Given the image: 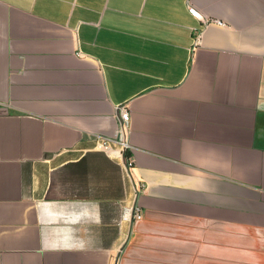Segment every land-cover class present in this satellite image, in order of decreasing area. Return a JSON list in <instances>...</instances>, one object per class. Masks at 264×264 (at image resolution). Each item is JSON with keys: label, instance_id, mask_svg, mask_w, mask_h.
I'll use <instances>...</instances> for the list:
<instances>
[{"label": "crops", "instance_id": "obj_1", "mask_svg": "<svg viewBox=\"0 0 264 264\" xmlns=\"http://www.w3.org/2000/svg\"><path fill=\"white\" fill-rule=\"evenodd\" d=\"M0 264H264V0H0Z\"/></svg>", "mask_w": 264, "mask_h": 264}, {"label": "built area", "instance_id": "obj_2", "mask_svg": "<svg viewBox=\"0 0 264 264\" xmlns=\"http://www.w3.org/2000/svg\"><path fill=\"white\" fill-rule=\"evenodd\" d=\"M190 10L195 15H199V11L195 7H190ZM218 23H223L221 20H214ZM201 41V34H197L195 37L194 45L199 44ZM119 125L114 136L97 135V145L102 146L107 151L116 150V152L123 153L131 147V143L127 137V130L131 123V112L127 103L119 105L118 112ZM132 164V160L130 161ZM124 215L128 219H140L144 213L139 204L127 205L124 207Z\"/></svg>", "mask_w": 264, "mask_h": 264}, {"label": "trees", "instance_id": "obj_3", "mask_svg": "<svg viewBox=\"0 0 264 264\" xmlns=\"http://www.w3.org/2000/svg\"><path fill=\"white\" fill-rule=\"evenodd\" d=\"M126 153V152H125Z\"/></svg>", "mask_w": 264, "mask_h": 264}]
</instances>
